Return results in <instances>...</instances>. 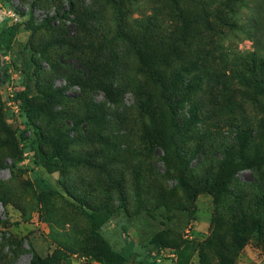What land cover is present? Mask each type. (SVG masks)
I'll return each instance as SVG.
<instances>
[{
    "label": "rangeland",
    "instance_id": "obj_1",
    "mask_svg": "<svg viewBox=\"0 0 264 264\" xmlns=\"http://www.w3.org/2000/svg\"><path fill=\"white\" fill-rule=\"evenodd\" d=\"M216 1L0 0V264H264V43Z\"/></svg>",
    "mask_w": 264,
    "mask_h": 264
},
{
    "label": "trees",
    "instance_id": "obj_2",
    "mask_svg": "<svg viewBox=\"0 0 264 264\" xmlns=\"http://www.w3.org/2000/svg\"><path fill=\"white\" fill-rule=\"evenodd\" d=\"M241 0H222L221 2H217L214 4L213 8L207 12L206 14V23L210 27L211 31H215L213 21L218 22L225 29L234 28V8L233 5L237 4ZM255 9L257 10V15L254 17L252 21V28L255 30L257 34L262 35L263 38H257V42L262 44L264 43V0H256L255 1ZM219 34H223L224 31L218 30ZM20 34V29L16 25H11L0 30V57L6 55L8 51H10ZM19 98L25 103L26 94L19 93ZM168 98V97H167ZM27 113H30L29 107H25ZM31 117V116H30ZM39 131V129L37 128ZM96 216L94 218H97ZM161 243L158 240H153L147 246H145L147 254L150 256L153 255L156 251L161 248ZM112 256L115 259H119V262H124L125 257L120 255L117 252H112Z\"/></svg>",
    "mask_w": 264,
    "mask_h": 264
}]
</instances>
